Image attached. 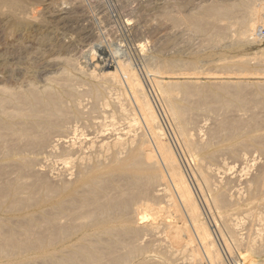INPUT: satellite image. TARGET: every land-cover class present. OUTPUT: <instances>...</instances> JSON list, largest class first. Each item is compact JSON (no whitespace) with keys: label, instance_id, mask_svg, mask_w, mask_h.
Returning <instances> with one entry per match:
<instances>
[{"label":"bare ground","instance_id":"6f19581e","mask_svg":"<svg viewBox=\"0 0 264 264\" xmlns=\"http://www.w3.org/2000/svg\"><path fill=\"white\" fill-rule=\"evenodd\" d=\"M186 1H177V7L188 8L183 5ZM43 3V0H0V26L4 32L0 56L6 68H18L23 65V55L33 52L35 46L50 43L48 34L44 36L38 32L44 33L45 25L58 21L47 20ZM263 3V0H214L208 5L198 3L200 6L197 4L194 8L190 4L192 12L178 16L173 15L175 12L170 8L173 13L166 12L165 19L173 28L184 27L186 31L203 36L209 45L225 40L232 27H236L232 31L238 45L246 41L261 44L264 41ZM68 10L60 11L61 21H69ZM140 43L143 49L144 44ZM260 53L257 59H260L259 66L264 67V49ZM100 55L105 57H91L94 70L89 74L84 73L83 66L79 67L81 63L77 66L67 59L59 76L47 82L45 77L41 78L46 83L42 87L35 80L23 81L21 74L13 70L11 76L4 77L6 81L0 83V264H165L169 257L180 256L178 248L183 241L191 258L189 262L224 264L211 226L208 227L203 219L198 197L182 167L181 160L185 159L180 153L178 155L167 137L153 98L150 99L146 92L147 84L130 61L114 59L104 52ZM189 61L164 58L159 72L178 78L189 69L205 73L199 56ZM263 67L256 69L254 75L264 78ZM159 80L155 84L176 124V134L189 154L201 155L195 166L199 192L203 196L204 189L211 192L212 208L218 212L216 220L242 251L236 260L242 264H256L255 258L264 257V165L251 176L250 169L256 160L250 159V165L249 161L247 167L239 171H235L234 166L236 173L230 175H236L225 179L223 176L227 177L232 169H227L229 173H221L217 168H209L206 161L218 165L220 155L217 163L214 160L219 152L225 158L229 157L226 152L231 153L243 162L245 152L264 155V116L260 115L264 110V85L259 84L253 93H248L250 85L246 81L244 84L225 82L207 86ZM124 87L131 93V98L126 97H129L130 108L121 92ZM114 90L119 94L112 100ZM210 102L215 105L212 112L220 114L216 125L208 130L211 138L207 142L199 136L201 133L193 137L190 124L197 115L194 111ZM230 107L251 114L247 117L221 115V110ZM94 114L98 116L93 117ZM118 120L126 122L124 128L117 127ZM215 140H221L220 144ZM244 176L248 180L241 183ZM177 219L184 222L182 227ZM227 249L230 252L229 246ZM153 250L158 261L151 256ZM185 257L187 261L189 257Z\"/></svg>","mask_w":264,"mask_h":264},{"label":"rangeland","instance_id":"374dc122","mask_svg":"<svg viewBox=\"0 0 264 264\" xmlns=\"http://www.w3.org/2000/svg\"><path fill=\"white\" fill-rule=\"evenodd\" d=\"M43 1H44L43 9L45 8L44 9V13H46V15L45 14L44 15L46 16L47 20H51L52 21V19H54V20L58 21V23L56 22L57 24L53 23V25L52 24L45 25V28L43 29L44 33L42 31L38 32V34L42 33L44 36L46 34H48V36L51 38L50 41H49L51 44L48 43V44H45L44 46H35L34 47V51H33L35 54H33V52H31V53H29L30 55L29 54L23 55V59H22V64L23 65L19 66L18 68H15V66L14 67L11 66L10 68H8V66H7V68H6V66H4L5 65L4 64V59L2 60L3 57L0 56V58H1L0 59V69H2V71L0 70V83L3 82V81H6L5 79H7L9 75L11 76V72L10 71L13 70L12 71L13 73L19 72L21 74V77H22L23 81H25V82H30V81L34 82L33 80H35V83L37 85H39V87H42V86H44L46 84L45 82H47L49 80V78L59 76V74L63 71V69L65 67L64 66L65 65L64 61L67 60V59H69V61L73 60L72 62L75 63L77 66L81 63L79 65V67L82 68V66H83L82 69H84V73L85 74H89V73H91V71L94 70L93 60L94 59H101V58L105 57L104 55H100V54H102V52L106 53V55L107 54L109 56L111 55V57L113 56L114 59L116 58L118 60H124V61H128V62L130 61V63L132 64V67H134V69H136L135 71L140 76L141 80L143 79L142 80L143 83L147 84L149 86V88H148V86L145 85L147 87V89L149 90V91L146 90V92L148 93V96H151L150 99L153 98L152 99L153 101L152 100L151 101L154 102L156 110L160 114V121H161L163 127H165V129H167L166 130V133H168L167 137L170 138V141H172V145H173L174 149L176 150V152L178 153V155L180 153L181 156L184 157V159H185L184 162H183V160H181L182 167L185 169V170L184 169L183 170H184L185 174L187 175V178H188L192 188L194 189L196 198L198 197L197 201H198L199 205L201 206L200 207L201 211H203V219H205L204 221L206 222L208 227L211 226L210 230L212 231V233H214L213 236H214V239L216 240V244L218 246V249H219L221 255L223 256L222 259H223L224 264H225V262H226V264H242L241 262H239V260L238 261L236 260L241 255L242 251L237 246V244L234 242V239L232 238V236L227 231H225L223 229L224 227L221 225V222L219 223V221L216 220L218 218L217 217L218 212L215 210L214 207L212 208L213 205L211 204L212 203V194H210L211 192L206 190L208 196L210 197L209 198L207 196V194L205 193L206 191L204 189V192H203L204 196H205L204 197L203 194H201L199 192V190H198V188L196 186L195 177L197 176V178H198V168H196L197 167L196 166V162H197V160H199L201 158V155L200 154H194V155L192 154L191 155L186 150V147H184V144H183L181 138H179L178 137L179 135H177L178 131H177L176 124H174L175 122L173 121V119L169 115V113L167 111V108H166V105H165V102L163 101L161 91L158 89V87H157V85L155 83L158 82L159 78L161 80V81L159 80V82H163V83H165V82L166 83L179 82L180 81L181 83L193 82V83H197V84L199 83L200 85H205L206 84L207 86H211V85H214V84H217V83L218 84L219 83H225V82H228L229 84H234V83L235 84H237V83L238 84H244V82L246 81L245 83L249 84L250 86L249 85L248 86L251 88V89L248 88L247 92L248 93H253L255 91V89L259 86V84L264 85V78L263 77L261 78L260 76L258 77L257 75H254V73H253V72H255L256 69L258 70V68L260 70H262L263 66L262 65L259 66L260 65V63H259L260 59H257V58H259L261 56L260 52L264 49V41L261 44L260 43L257 44L256 42H254L252 44L253 41H250L251 42V44H250V42L246 41L243 44H239L238 45L237 42H235L236 41L235 40L236 36H234L235 32L233 33V31H232L233 28L235 30L236 27H232V30H230L231 34L229 33L227 38H225V40H223L224 43H223V41H221L222 44L219 43L220 45L219 44L218 45H209L207 42H205V38L203 36L198 35V34H196L197 35L196 36L194 33H191L190 31H186L187 29L184 28V27H182L183 29L179 28L180 30L178 28L176 29L175 27L173 28L171 23L166 22L167 21L165 19L166 12L173 11V12H175V14L173 12H171V13H173V15H175V16H178L179 13L180 14H183V13L187 14L188 11L192 12V10H190V9H192V7L194 8L198 3L200 5H203V4L204 5L205 4L208 5V4L211 3V1H214V0H211V1L210 0H194V1L191 0L195 5L190 0H187L189 2L187 4H186L187 1L183 2V5L185 7L189 6L188 8L187 7L186 8H181L180 6L177 7L178 6L177 4H179L180 0H175V2L173 0H73V1L72 0H70V1L67 0L66 3H65V0L64 1L63 0H43ZM177 1H179V2H177ZM183 1H185V0H183ZM215 1H218V0H215ZM148 2H149V4H148ZM263 2H264V0H263ZM190 4H192L191 5L192 7L190 6ZM199 4L197 6H200ZM173 5H175V6H173ZM52 6L54 7L53 9H52ZM153 6H154V8H153ZM69 7H71V8H69ZM162 8H164V9H162ZM173 8H175V9H173ZM180 8H181V10H180ZM68 9H70V10H68ZM53 10H55V11H53ZM61 10H68V12L70 13L69 14L70 16L67 15L68 18H69V21H67V22L61 21V18L59 16ZM162 11H165V13L164 12L162 13ZM52 12L54 14L51 15ZM56 12H58V13H56ZM176 13H177V15H176ZM74 15H75V17H74ZM58 18H60L59 20L61 22H59ZM263 18H264V16H263ZM88 22H90V23H88ZM164 22L167 23V24H165ZM94 23H96V24H94ZM63 25H66L68 28L66 26H63ZM147 26H149V28ZM48 27L50 28L49 30H48ZM58 27H59V29H58ZM1 28H2V26H0V40H1L2 36L4 35V32H2ZM61 28H63V29H61ZM160 29L162 30V32H161ZM65 30H66V32H65ZM184 30H185V32H184ZM49 32L51 33V35H49L50 34ZM170 32H171V34H170ZM172 33H173L174 36L172 35ZM66 34H68V35H66ZM163 34H165V36L167 34L168 36H166V37H168V38H166ZM262 35H264V34H262ZM136 36H137V38H136ZM169 36H170L171 39L169 38ZM232 36H234V37L232 38ZM65 37H66V39H64ZM172 38L175 39V42H174V40H172ZM165 40L168 43H166ZM169 40H171V41H169ZM176 41L178 42V44L176 43ZM140 42H142L144 44L143 49L141 48L142 44ZM232 42L233 43L235 42L236 44H233ZM54 43H55V45H54ZM205 43L208 44V48L210 50L207 48V46L205 48V45H207ZM88 44H90V45H88ZM201 44L203 46H201ZM173 46L176 47V48H172L171 49V47H173ZM241 46H243V47H241ZM2 47L3 46H1V42H0V51L2 50ZM38 47H39V49H37ZM62 47L63 48L65 47V50H62ZM62 51H63V53H62ZM93 51H94V53H93ZM96 51H97L98 54H96ZM197 51H199L200 53L197 52ZM193 52H194V54H196V52L199 53V54H196V55L193 54L192 55ZM67 53L68 54L70 53V54L68 55ZM39 55H41V56H39ZM197 55L199 56V58L201 60V63H202L201 64V69H203V67H205L204 68V70H205L204 74L200 73L201 71H192V70L189 69L187 71H183L182 73H184V75H181L178 78L177 75H167V74H161L159 72V69H160L159 66H161V63L164 60V58H173V59L181 60L182 62L183 61L184 62H188L189 60L192 61L195 57H198ZM51 57H52V59H51ZM91 57H93L94 59L91 58ZM180 57H181V59H180ZM62 58L64 60H62ZM60 59H61V61H60ZM237 59L239 60V62H238ZM242 59L244 60V63H243ZM36 61H38V62H36ZM57 62H58V64H57ZM154 63H156V64L154 65ZM207 65H209V66H207ZM152 66L155 69L150 68ZM227 66H228V68H227ZM2 67H4V69ZM209 67L212 68V69H210ZM230 67H231V70H230ZM233 68H234V72H233ZM15 69H17V70H15ZM236 69L238 70V72H236ZM142 70H143V72H142ZM206 70L207 71L211 70V71H208L209 72L208 73ZM146 72H147V74H146ZM156 73H158V74H156ZM159 73H160V75H159ZM226 73H227V75L229 74L228 77H227ZM240 73L243 75V77L241 76ZM143 74H145V75H143ZM23 75H25L26 77L23 76ZM201 75H203V76H201ZM156 76H158V77H156ZM193 76H195V78ZM251 76H253V78ZM4 77H6V78L3 79ZM39 77H40V79H39ZM41 78L43 80L45 79L44 80L45 82ZM196 80H198V81H196ZM148 81H149V83H148ZM240 81H241V83H239ZM251 82H252V84H251ZM249 89L252 90V91H250ZM124 90H126V91L124 92ZM121 92H122L123 98L127 99V102H128L129 108H130L131 107V103L129 102L128 98L129 97L131 98V93L127 90V88L125 89V87L123 88V90ZM114 93H116L115 90L113 91V96L111 98L112 100H113V98L116 99L117 95L119 94V93H116L115 94L116 97H115ZM127 96H129V97L126 98ZM153 96H155V97H153ZM214 106L215 105H213L212 102H210V103H207V105H204V106L200 107V109H197V110L194 111V113L197 114V115L194 118V122L192 124H190L191 125L190 126V130H191L190 132H192L191 133L192 135L193 134L195 135V136L193 135L194 138L195 137L197 138V136H198L197 134L201 133L199 136L202 137V140L210 142L209 139L211 137L208 135V134H210L209 133L210 131H208V130H210L211 127L213 128L216 125V122L218 121L219 114H220L219 113L217 115L214 112H212V108ZM110 111H111V108L108 109V112H110ZM221 112H222L221 115L227 113L231 117H237V116H246L247 117L249 115V113H250V112H247V111L238 112L235 107H230L228 110L227 109L226 110H221ZM260 115L264 116V110L260 111ZM97 116L98 115H95V114L93 115V117H97ZM97 120L100 121L99 119H97ZM97 120H95V122ZM108 121H110V119ZM117 122H118V124H117L118 126L117 127L120 128V129L124 128V126L126 125V122L123 121V120H120V122L118 120ZM107 124H109V123H107ZM202 134L205 137V139H203ZM206 137H207V139L208 138L209 139L207 140ZM220 141L221 140H219V141L215 140V142H218V144H220ZM216 146L217 145H215L214 147H216ZM219 153H217L218 155H217V157H216V159L214 161L220 160V157H221V162L222 163L218 161L219 164L216 165V164H214V162H211V161L207 160L206 164H207V166L209 165L208 166L209 168L211 166V169H214V168H215L214 170H216V168H217V170L219 169V172H221V173H223V172H228L229 173V170L232 169L230 171V173L227 174V177L223 176L225 179L228 178V176L231 173L232 174L236 173L235 171H239V170L243 169V167L244 168L247 167V165H248L247 163L250 161V159L251 160L252 159L256 160V161H254V163H252L253 160L249 162V165L251 163L255 165V166H253L254 168L252 167L250 169L251 170L250 174L252 173L251 176H253L254 174H257L259 172L260 168L264 165V155L259 153V152H254L253 151L252 155H251L250 152H248V154L250 153L251 157H249L250 155H248L247 152L243 153V155L245 154V159H246V160H244V162H243V160H238V158L233 156L231 153L226 152V156H229V157H226V158H225V155H221V152H219ZM222 153H224V152H222ZM260 154H261V156H259ZM219 155H220V157H219ZM223 158L226 159V160H224ZM228 158H230V159L232 158V159L228 160ZM234 159H235L236 162L234 161ZM237 160H238V162L240 161L238 164H237ZM217 161L215 163H217ZM241 161L244 163V165H243V163ZM227 162H229V163L231 162V163L229 164ZM255 162H257V163H255ZM223 163H225V165H222ZM220 164H221V166H220ZM228 164H229V166H228ZM231 164L233 165L232 167H231ZM240 164L243 165V166H241ZM234 166H235V168H234ZM222 167H224V168H222ZM220 168H221V170H220ZM233 168L235 169L234 172H233ZM227 169H229V170L227 171ZM255 171H257V172H255ZM235 175L236 174H234V176ZM230 176H231V178L234 177L233 175H230ZM247 180H248L247 176H244L241 179V183H242V181H243V183H245ZM224 181L226 182V180H224ZM242 186H240V187H242ZM198 195H200V196H198ZM199 197H201V198H199ZM205 201H207V202H205ZM162 206H165V203ZM170 209L172 210V208H170ZM167 210H168V207H167L166 211ZM211 212H212V214H211ZM215 213H216V215H215ZM263 214H264V210H263ZM176 221H178L179 227H182L184 225V222L182 220L179 221V219H177ZM220 227L221 228L223 227V228L221 229ZM224 232H227L228 234L224 233ZM243 232H244V234L246 233L245 231H243ZM243 232H241V234H243ZM244 234H243V236H244ZM227 235H229V236H227ZM183 236L185 237L184 234H183ZM217 236H219L220 238L217 237ZM185 239H186V237L184 238V240ZM183 242H182L181 246L184 247L185 243H183ZM234 243L236 244V246H235ZM232 244H233V246H232ZM181 246H179L178 250L181 249L180 251L182 252V250L184 249L182 254L180 252L179 253L180 256L169 257L166 260L165 264H174L176 262L178 264H181V263L182 264H189L190 262H192V261L189 262V259L191 260V258L189 256V252L185 251V247L182 248ZM227 246H229V248L231 249L230 252L228 251ZM154 253L155 252L153 250L151 256L155 260L158 261L159 258ZM186 255H187V257H189V258H187V261H186V257H185ZM236 256H237V258H236ZM183 257H184V259H183ZM172 258H174V259H172ZM183 260L185 261V263L183 262ZM255 261H256V264H261V263L264 264L263 263L264 257H257V258H255ZM190 264H193V262L190 263Z\"/></svg>","mask_w":264,"mask_h":264}]
</instances>
